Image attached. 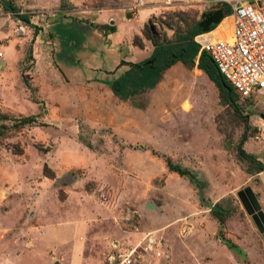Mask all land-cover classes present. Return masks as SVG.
<instances>
[{
	"label": "rangeland",
	"instance_id": "1",
	"mask_svg": "<svg viewBox=\"0 0 264 264\" xmlns=\"http://www.w3.org/2000/svg\"><path fill=\"white\" fill-rule=\"evenodd\" d=\"M7 1L35 28L24 37L28 26L0 2V51L11 40L24 52L14 82L0 92V124L6 126L0 136V264H66L68 247L43 246L36 228L49 223L50 209H70L86 196L112 215L87 224L83 264H105L112 240L133 241L146 231L167 254L151 264H264V241L236 196L250 187L264 214V95L236 98V112L193 66L163 70L153 88L120 99L80 64L73 73L59 67L54 55L73 65L67 42L79 45L83 32L78 23L58 19L88 18L122 4ZM145 1L152 11L132 42L146 58L151 40H173L202 13L241 0ZM231 21L229 12L209 38L228 35ZM54 22L60 46H44L52 45ZM91 47L97 59L106 55ZM30 115L33 121L15 124L13 118ZM239 146L262 163L261 171L239 157ZM166 160L182 174L168 170ZM67 211L63 221L73 218Z\"/></svg>",
	"mask_w": 264,
	"mask_h": 264
},
{
	"label": "crops",
	"instance_id": "2",
	"mask_svg": "<svg viewBox=\"0 0 264 264\" xmlns=\"http://www.w3.org/2000/svg\"><path fill=\"white\" fill-rule=\"evenodd\" d=\"M131 1L132 0H113L115 3L122 4L123 7L118 8L115 4L108 5L106 9L101 12H96L88 18L61 17L58 19L65 23H68L69 21L78 23L83 32L79 37L81 40L79 45L71 41L67 42V46H72L70 51H73L74 53V58L71 61L73 63V65H71L72 67L70 65L64 66L60 61L61 55L59 56V59H57V54L54 55L56 64L64 70H69L70 73H73V69L76 67L75 64H80V66L85 69L83 71H90L96 81L105 84L103 81L112 80L128 69V65L122 64L120 61L137 62L144 59L146 55L145 49L134 44L132 42V36L134 33L140 31L146 17L152 11V7L145 5L141 6L136 9V12L132 17V13L128 11L126 6ZM223 19L224 17L222 20ZM218 24L212 30L216 29ZM46 25L48 26V24ZM103 25H105V27ZM56 26L58 25L55 22L51 23L50 26V29L54 31L52 45L44 46H60V42L58 41L59 34L54 30ZM18 27L24 32L22 25H18ZM112 27L114 28V31L107 30ZM29 29L30 27L28 26L27 35L24 37L29 36ZM212 36L213 34L210 31L199 39ZM100 38L104 39V43H97ZM10 44L8 46H1L3 52L0 51V92H4V88L8 91V83L14 82L15 69L24 55L22 50L23 46H11ZM35 46L36 45L31 46V48H33V55H35V52L33 51ZM37 46L43 45L39 44ZM91 46H100L99 51L104 52L106 55L97 59L94 55V50L97 48H92ZM183 67V64L177 61L166 69L172 73V71L180 70ZM105 75L107 78L104 77ZM111 76L113 78H110ZM75 77L77 78L76 75ZM86 197H78L73 200L76 203V206L73 205L70 209H64L59 206L50 209L49 223L43 224L40 230L36 228L35 233L38 235V239L42 242L43 246L54 248L58 251L68 247L69 254L66 264L84 263L85 258L81 252L85 243L84 238L85 232L88 229L87 224L91 223L92 220L96 222L100 216L103 217L106 214L112 215V210L110 208L105 207L104 204L91 198V196ZM73 201L72 204L74 203ZM84 206H87L88 211H83ZM67 210H70V216H73V218L69 221H63L62 218L64 214L69 212ZM147 232L150 231L144 233ZM139 237L140 236H138L137 239ZM128 241L132 240L128 239Z\"/></svg>",
	"mask_w": 264,
	"mask_h": 264
},
{
	"label": "built area",
	"instance_id": "3",
	"mask_svg": "<svg viewBox=\"0 0 264 264\" xmlns=\"http://www.w3.org/2000/svg\"><path fill=\"white\" fill-rule=\"evenodd\" d=\"M168 2L170 0H165ZM145 3V0H132L128 4L132 17ZM230 8L232 21L228 35L199 39L209 30L193 39L198 50L205 51L213 60L237 98L244 100L252 94L264 95V0H241ZM185 227L183 233L187 231ZM159 244L150 232L133 241L114 239L105 253V264H150L159 257L166 258ZM49 264L57 263L51 261Z\"/></svg>",
	"mask_w": 264,
	"mask_h": 264
},
{
	"label": "trees",
	"instance_id": "4",
	"mask_svg": "<svg viewBox=\"0 0 264 264\" xmlns=\"http://www.w3.org/2000/svg\"><path fill=\"white\" fill-rule=\"evenodd\" d=\"M0 2L5 10L14 13L13 16H15L22 23L35 28L29 21L26 14H19L15 12L14 6L9 1L0 0ZM225 9L226 13L224 16L230 12V5L225 4ZM103 26L105 27V25ZM214 26L215 25L212 24L209 30L213 29ZM107 30L114 31V28L112 27ZM199 33H201V30L195 24L191 27V29L187 30V32L178 34V36H176L173 40L167 39L163 42H155L149 37L153 45L150 55L137 62L120 61V63L128 65V69L116 78L103 81V83L110 87L114 95L120 99H125L147 89L153 88L159 81L163 70L168 68L174 62L179 61L184 67L191 68L195 66L197 69L201 70L206 75L208 80L217 87L221 100L238 112V107L235 102L237 94L233 91L224 77L218 72L210 56L205 51L198 50V44L193 38ZM111 84H113V86ZM1 118H5V115L0 114V119ZM13 119L15 120V124L20 125L33 121L34 116H19L18 118ZM5 129V124H0V136L4 133ZM238 155L241 159L253 162V169L255 172L262 170V163L255 160L253 154L245 152L240 146L238 147ZM165 165L168 170L182 174V169L178 165L169 162V160L165 161Z\"/></svg>",
	"mask_w": 264,
	"mask_h": 264
},
{
	"label": "water",
	"instance_id": "5",
	"mask_svg": "<svg viewBox=\"0 0 264 264\" xmlns=\"http://www.w3.org/2000/svg\"><path fill=\"white\" fill-rule=\"evenodd\" d=\"M226 11L215 10L207 13H202V20L197 24L201 33L208 32L212 24H217L223 17ZM113 86V84H111ZM241 205L245 212L250 216L256 229L261 235L264 241V214L260 209V205L252 192L251 188L246 186L236 192ZM146 207H150V204H146Z\"/></svg>",
	"mask_w": 264,
	"mask_h": 264
},
{
	"label": "flooded vegetation",
	"instance_id": "6",
	"mask_svg": "<svg viewBox=\"0 0 264 264\" xmlns=\"http://www.w3.org/2000/svg\"><path fill=\"white\" fill-rule=\"evenodd\" d=\"M218 9L221 10V11H226V9H225V5H220V6H217V7L212 8V9H210V10L204 12V13H207V12H210V11H215V10H218ZM201 20H202V16H200V19L196 22V26H197V24H198ZM197 27H198V26H197Z\"/></svg>",
	"mask_w": 264,
	"mask_h": 264
}]
</instances>
